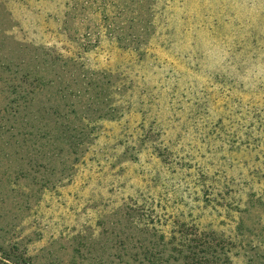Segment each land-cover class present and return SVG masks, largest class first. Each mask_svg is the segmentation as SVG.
Segmentation results:
<instances>
[{"label":"rangeland","instance_id":"1","mask_svg":"<svg viewBox=\"0 0 264 264\" xmlns=\"http://www.w3.org/2000/svg\"><path fill=\"white\" fill-rule=\"evenodd\" d=\"M185 229L264 255V0H0V264Z\"/></svg>","mask_w":264,"mask_h":264},{"label":"trees","instance_id":"2","mask_svg":"<svg viewBox=\"0 0 264 264\" xmlns=\"http://www.w3.org/2000/svg\"><path fill=\"white\" fill-rule=\"evenodd\" d=\"M160 239L157 246L144 248L141 264H234L238 255L236 244L229 243L233 240L225 242L226 238L216 231L193 233L185 229L180 234L173 232L168 242L165 236ZM125 250L122 247L121 251ZM246 264H264V255L249 258Z\"/></svg>","mask_w":264,"mask_h":264}]
</instances>
